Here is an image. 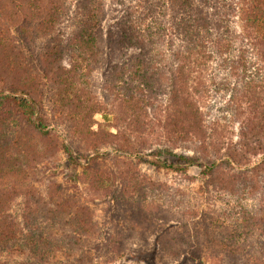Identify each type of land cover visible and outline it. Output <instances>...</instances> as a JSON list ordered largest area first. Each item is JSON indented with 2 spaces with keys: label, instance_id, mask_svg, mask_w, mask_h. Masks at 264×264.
Masks as SVG:
<instances>
[{
  "label": "trees",
  "instance_id": "obj_1",
  "mask_svg": "<svg viewBox=\"0 0 264 264\" xmlns=\"http://www.w3.org/2000/svg\"><path fill=\"white\" fill-rule=\"evenodd\" d=\"M108 1L0 0V264H264V0ZM61 152L74 182L43 194Z\"/></svg>",
  "mask_w": 264,
  "mask_h": 264
},
{
  "label": "rangeland",
  "instance_id": "obj_2",
  "mask_svg": "<svg viewBox=\"0 0 264 264\" xmlns=\"http://www.w3.org/2000/svg\"><path fill=\"white\" fill-rule=\"evenodd\" d=\"M108 8H109V13H110V17H116L117 11L119 10L118 6L114 3L113 0H109L108 1ZM114 22V21H113ZM112 22V23H113ZM236 27L238 32H241L242 30V18L239 17L236 21ZM163 48L167 51V53H171L173 51H175V49L177 48V41H175L174 43H167L165 42ZM175 71L174 68H170V71L168 72L169 76H171V74ZM99 95L100 98L103 102H105L107 104V106L110 107V102H108L105 98V95L103 94V91L101 89H99ZM170 108V99L168 96H166L164 98L163 101V106H162V114H165L167 112V110ZM114 110L110 109L108 113L106 114H97L95 116V120L98 122L99 125H101L103 128H105L108 131H112V132H116L114 126H115V117H114ZM55 122V121H54ZM55 126L56 130L59 132L60 138L62 140H64L65 142H67V136L66 134L62 133L60 131V127L58 126V124L55 122ZM163 139L161 140L162 143H166L165 142V134L163 133ZM136 147H139V141L136 140L135 143ZM149 149V148H148ZM148 149L145 150V153L148 152ZM177 150V149H176ZM101 154L103 155L105 164L108 167H113L114 162L117 160V158H124L125 160H131L134 162H138V160H140V157H137L135 155H132V153L130 152H124L122 150H118L116 148H112V147H104L101 150ZM135 153V151H133V154ZM60 157L59 160L55 163V164H51V165H42L41 164L38 166L37 169H39L40 171V181L35 182L36 187L38 188V190H40L41 192H43V194H46V190L47 187L49 185V183L51 181H55L56 183H60V184H64L66 187L71 186V184H73V180L70 177V175L72 174V168L68 167L66 165V159L67 157L64 155L63 152L60 153ZM144 155V154H142ZM260 158L259 156L256 158H252V161L255 162L257 161V159ZM65 164V165H64ZM140 169L142 170V172L149 176L151 179L156 180V181H160L163 184H167V185H179L181 186L180 188H185V190L188 192V194H190V196L192 197H196L197 200V204H198V219L200 218V216L202 215L203 212H205L208 208H211L210 205H202L201 206V200L202 197H200L201 195V188H199L198 184H188L185 180H183L181 177H179V175L175 174L172 171L169 170H163L160 168H156L148 163L146 164H141ZM198 169L197 168H191L189 173L191 175H197L198 174ZM81 172V168L79 166L78 168V173ZM55 176V177H54ZM75 184V183H74ZM16 187L18 188V190L22 193L25 190V185H16ZM202 191V190H201ZM202 196V195H201ZM23 194H21L16 200L15 203L13 204V213L16 217L20 218L21 213H20V209L23 206ZM108 204H100V202H98V204L96 206L91 205L93 208H95L96 212L99 214H103L102 216V222H104V220L106 219V214H104V208L106 209ZM109 220V219H108ZM189 229V228H188ZM136 237H138V235H136ZM137 243V238H134L132 240V244L135 245ZM210 259V258H209Z\"/></svg>",
  "mask_w": 264,
  "mask_h": 264
}]
</instances>
